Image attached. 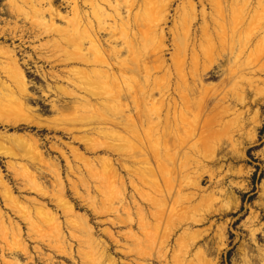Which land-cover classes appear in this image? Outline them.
Instances as JSON below:
<instances>
[{"label":"bare ground","instance_id":"1","mask_svg":"<svg viewBox=\"0 0 264 264\" xmlns=\"http://www.w3.org/2000/svg\"><path fill=\"white\" fill-rule=\"evenodd\" d=\"M113 1L83 0V4L88 7L87 11L81 9L79 2H71V15L73 13V17L71 20L68 19L69 26L67 29L60 30L62 42L57 40L55 42H58V48H61L66 54V56H63L67 60L64 59L65 62H63L68 63L67 65L72 68H69L70 75L66 76V78L57 73L51 76L54 85L48 84V91L49 94L53 93L57 96L51 102V110L54 115L50 117L41 116L37 112V108L32 106L35 101L34 93L32 94L31 92L32 84H30L28 75L17 57L13 53L0 50V58H3V60L0 59V127L15 129L12 134L0 131V158L7 159L6 167L12 174V178L20 185V190L18 191L30 192L41 199L48 200V203H41L38 200L39 198L27 199L26 202H22L16 195L14 187L5 179V175L0 169V198L4 203L3 208L10 210L11 213L21 219L22 223L24 222L32 229L36 228L37 231L41 228L43 234L47 236L44 237L49 239L47 246L53 251L65 254L74 264L78 263V258L80 264H116L117 262L111 257L110 246L96 238V227L92 225L91 219L86 214L77 210V207L68 196V191H71L73 197L80 200L95 218L114 215L117 219L108 218V222L111 225L117 227L124 225L130 228L125 233V240L130 239L131 246H135V248H132L131 251H118L124 256L133 254L138 260L145 261V264H194L195 261L200 264H214L208 258L214 250L221 253L225 249L227 239L226 226L217 230L213 237L216 241L213 238H209L212 225H209L210 227L206 231L199 232L193 231V229L208 222L212 216H225L230 210L229 206L224 204L219 209H211L200 218H195L194 212L196 210H193L195 206H191L195 199V194H186L184 200L189 206L185 208L184 212H174V214L168 212L173 218L172 224L170 223L172 231H183L182 233L180 232L179 238L177 237L176 250L178 254L174 251V253H171L170 258V248L168 249L166 245H164L166 247H159L160 244L158 243L157 245L160 249L158 250L156 247L158 251L154 252L155 255L149 252L148 254V245L145 247V244L155 245L156 237L154 236V231L157 229L156 224L153 226L149 222V217L152 216L151 218L155 220L157 218L158 220L159 216L158 213L149 211L148 213L134 196H132V203L127 201L128 182L122 175V171H125L128 176L142 177V181L153 184L158 172L152 167L151 155L152 157H164L167 159L168 162L165 163L163 174L169 180L178 177L183 178V174L190 169L191 165L206 168L208 167V161L215 159V157H211V159L208 157L203 158L205 149H210L203 147L193 150L196 153L195 155L188 152L183 157L184 160L181 161V164H179L178 160V163L175 162L177 155L174 153H178L179 150L177 144L189 140V128L192 126H186V123L192 122V117L188 118L186 114L192 115L193 111L190 112V108L184 107L187 106L184 102H180L172 96L173 93L174 95H180L184 91L188 93L189 97L197 98L200 96L199 99L205 98L206 93L210 89V85H207L205 81L216 77V74H212L214 68H206L202 71L197 70L194 73L195 88L187 84L188 76L184 67L177 71L176 77L173 76L172 68L168 65L167 59H165V52L168 46L165 28L163 27L167 22L170 9L169 0H155L154 5L146 7L147 11L146 9L142 10L146 14L144 15L145 19L142 20L137 14H133L135 0H127L123 8L118 6L117 3L115 5ZM242 1L244 3L238 10L241 9L240 11L245 12L246 9H249L251 3L250 0ZM185 2L186 5L181 8V11L184 14L183 17L187 28L184 29V34L177 43L183 58L186 57L188 51H195L194 33H192L188 24L199 17L198 4L195 3V0H185ZM213 2L217 6H222L220 4L221 0H214ZM55 3V0H39L37 2L35 0H24L21 9L25 11L24 7L30 5L31 12L42 18L36 24H45V13L48 11L50 13V25L54 27L56 26V16L62 19L66 18L57 13L58 10L54 11ZM44 4L48 8L47 11ZM254 7L256 8V6ZM252 9L254 10V8ZM200 13V18L203 21L201 27L202 36L206 38L210 48L213 50L217 46L221 48V54L218 57L222 61L227 60L234 63L233 69L230 70L234 72L233 75H238L242 79L248 77V82L254 88H258L257 83L258 81L260 82V80L256 79L258 70L252 65L257 61L263 60L264 49L261 46L260 49H252L250 52L249 48L254 42H256V48H258L257 45H264V21L259 28L256 25L257 32H254L255 30H252L253 27L252 29L250 28L253 25L248 28L241 25L244 19L242 22L232 19L229 23L224 24L220 21H223V17L226 16L225 13L223 16L220 13V21L215 18L216 16L213 20V15L207 13L205 7H202ZM248 13L245 12V14ZM238 16H234V18L236 17L237 19ZM109 18L113 19L115 22L113 23L114 25L117 24V27L115 28L111 24L110 26L107 22L110 28L113 26L114 30L110 29L111 31L113 30V33L104 41L101 30L106 21L110 20ZM212 22L215 25L214 28L210 26ZM38 26V28H43L39 24ZM47 26L49 27V25H46V29L48 28ZM57 27L60 28V26ZM262 31L263 33H261ZM55 34H58L57 37L59 38L60 34ZM53 40H55L54 36ZM50 41L51 39L48 40V43H51ZM124 54L126 55L124 56ZM45 57L47 56L44 55ZM210 57L216 58L217 56L211 54ZM55 58L57 57L55 56ZM43 60H47V58ZM218 68H221L220 65ZM220 72H222L220 77L224 79L226 72L219 70ZM142 75L144 77L140 78ZM152 77L155 78L151 81ZM180 83L181 86H179ZM245 93L243 86H240L239 91L235 92L234 101L241 104V106L245 105L247 100ZM45 95L47 96V93ZM157 95L158 97H156ZM252 103L256 104L258 101H253ZM188 104H191V102L189 101ZM234 108L237 111L236 106ZM235 114L238 121L236 123L243 127L244 113H238L237 111ZM22 127L37 128L38 131L47 130L56 134L60 133L63 137L71 140L70 143H65L61 137L58 140L61 143L60 145L54 143L51 146L52 151L58 153L65 162V172L59 161L45 156L41 147L42 141L37 138L38 136L36 137L30 133L15 132L16 130H21ZM240 127L238 129H241ZM136 128H143V133L149 130L145 133L144 139L141 138L146 154L143 150L134 146L132 142ZM171 138L175 141L173 147L167 146ZM150 139L153 140V143ZM75 144L78 146H75ZM235 146L237 145H234V149ZM64 148L68 151H65ZM88 155L92 157H88ZM76 162L81 166H77ZM129 162L132 165L136 162L134 163L136 166L128 165ZM120 167H122V170ZM45 175L50 177V180H48L49 184L43 181ZM200 180H202V177H200ZM129 184L145 203L148 202L150 204L148 200L150 196L146 195L132 179ZM217 185L222 186L223 181H219ZM192 188L204 192L199 181L193 184ZM158 192L162 194L163 190ZM218 192L224 198L227 196L226 189H221ZM179 195H181V192ZM166 196H164L166 198L165 203L162 200L158 201V197L157 200L154 199L156 201L154 206L156 204L155 207H160L157 209H162L161 211L166 209L165 204L169 199L168 193ZM203 197L213 202L214 199L216 200L214 194L203 195L201 200ZM28 202L32 204V209L26 204ZM132 205L134 210H132ZM51 206L54 208L52 209ZM147 206L149 207V205ZM168 213L167 215H169ZM134 215H137L138 219H135ZM102 222L104 223V221ZM18 223L13 224L0 206V233L3 236L2 239H5L6 242L8 241V244L10 242L9 239H12L13 243L17 242L19 244L17 248L24 253V257L28 256L27 258L33 262L34 259L29 254L27 243L24 244L22 225L20 226ZM38 225L39 229L36 227ZM134 225H138L143 230L142 233L145 234L146 239L138 236V232L137 234L134 233L132 229ZM31 228L28 230L29 232ZM149 229L151 233L147 232ZM103 234L115 245L119 244L116 235L112 231L104 230ZM9 245L7 246L9 247ZM126 247L128 249V246ZM194 250L196 251L195 253ZM18 257L20 256L17 255L14 258L15 261L10 262V264H21ZM5 258L3 257V259ZM261 260H264V252ZM46 261L50 262V260ZM260 263L262 262L260 261ZM123 264L125 263L123 262ZM132 264L141 263L135 259Z\"/></svg>","mask_w":264,"mask_h":264},{"label":"rangeland","instance_id":"2","mask_svg":"<svg viewBox=\"0 0 264 264\" xmlns=\"http://www.w3.org/2000/svg\"><path fill=\"white\" fill-rule=\"evenodd\" d=\"M35 1L37 2L39 0H35ZM73 1L79 2L78 4L81 7V9L87 11L88 7L83 4V0H57V1L55 0L56 2L54 4L55 8L53 7L54 11L56 12L58 10L57 13L63 15V17L66 18L62 19L61 17L56 16L55 17L56 26L54 27L50 25V19H49L50 13L47 11L48 8L45 7L44 4L45 10L48 12L45 13L46 14L44 18L45 24H40V23L38 24L40 25V27L43 28L45 27V29H46V25L48 24L49 27L47 26L48 28L45 30L43 28H38L39 26L38 24H36V22H40L41 20L39 21V19L42 18L39 15L37 16L34 12H31V9L29 8L30 5L24 7L25 11L21 9L24 0H0V50L13 53L21 63L22 67L24 68V70L28 75V79L31 82L30 84H32L31 92L32 94L34 93L33 95L35 97V101L32 104V106L37 108V112H39V114L43 117H50L54 115V113L51 110V102L56 98L57 95H54L53 93L49 94L48 91V84L51 86L54 85V81L51 79V76L54 75V73H57L62 77L66 78V76L70 75L68 70L72 68L71 66L67 65L68 63H64L65 62L64 59L67 60L66 57L64 58L66 54L64 53V51H62L61 48H58L59 47V45L57 46L58 42L56 43L55 41L57 40L59 42H62L61 31L67 29V27L69 26L68 19L71 20L73 17L72 16L73 13L71 15L72 12L71 2ZM126 1L127 0H114L113 2L114 4L117 3L118 6L123 8L126 5L125 4ZM154 1L155 0H135V4H134L135 7L133 9V14L134 15L137 14V16L141 17V20L145 19L144 15L146 14L143 13L144 11L142 10L146 9V7L149 5L150 7L151 5H154L155 3ZM169 1H170V9L167 17V22L166 24L163 25V27L165 28L167 46H168L165 52V59H167L168 65L172 68L173 76L176 77L177 71H180V69L184 67L188 76L187 84L190 87L195 88L194 85L195 81L193 79L194 78L193 75L194 73H196L197 70L202 71L206 68L208 69L214 68L212 74L214 75L216 74V77L214 79L205 81L207 85H210V89L206 93L205 98L202 97L201 99H199L200 96H198L197 98L196 97L192 98L189 97L188 93L184 91L180 95H174V93L172 94V96L176 100L180 102H184L185 105L189 106V107L184 106L185 108H190V112L193 111L192 115H190L189 113L186 114L188 118L192 117L191 119L192 122H189L190 124L188 122L186 123V126L187 125L192 126L189 128L190 130L189 133L191 135L188 134L189 140L187 142L185 140L184 143L177 144L179 150L178 153H174L177 155V157L175 156L176 157L175 162L178 163L179 161V164H181V161L184 160L183 157L186 156L188 152L190 154L192 153L193 155H195L196 153H194L193 150H197L203 147L211 149V150L205 149V153H203L204 155L203 158L208 157L211 159V157L212 158L215 157V159L213 161L212 160L208 161L207 164L208 167L206 168L196 167L195 165H191L190 169L188 171H185V173L183 174V178L178 177L169 180V178H166L165 175L163 174V169H165V163L168 162L167 159L164 157L161 158L152 157L151 155V160L153 161L152 167L155 168L156 172H158L153 184L142 181L143 179L142 177L128 176L125 171H122V175L124 176V178L127 179L128 182L127 201L128 202L130 201L129 203H132L133 201L132 196H134L138 201V203L141 204L143 207H145L147 212L149 211L151 213H158L159 216L158 220L157 218L156 220L154 218H151L152 216L149 217V222L153 226H155L156 224L157 229L154 231V236L156 237L155 240L156 242L154 245L155 247L149 243L145 244V247L148 245L147 253L149 252L150 254L155 255V253L160 249L158 248L157 245L158 243L160 244L159 247L167 246L168 249L170 248L169 249L170 258H171V253H174V251H176V253L178 254V251L176 250V244H178L177 240L183 231L181 230L178 231L175 230V232L172 231V226L170 225L173 222V218L171 214H174V212L176 213L177 212L181 213V211L184 212L185 208L189 206L184 200L185 195L195 194L194 195L195 199L191 204L192 207L195 206V208H193L194 211L196 210L194 212L195 218H200L202 215H205L211 209L212 210L219 209L224 204L230 207V210L227 213L228 215L225 214V216L224 215L212 216L210 217L211 219L209 218L208 222L198 225L193 229V231H199V232L206 231L209 229L208 227L212 225L211 235L209 237L211 239L214 237V235L216 234L217 230L220 227L226 226L227 239H226L225 249L221 253H218L216 250H214L208 259H210L211 262L214 264H264V260H261V257L263 256V252H264V99H263L264 98V58L263 60L257 61L255 64L252 65L256 70H258L256 79L260 80L261 82L260 84V82L258 81L257 84L259 87L254 88V86H252L250 82H248L247 80L248 77H244V79H242L238 75H233L234 72L230 71L233 69L232 68V66L234 65L233 62H228L227 60L222 61V59L218 57L221 54V48H219L218 46L214 50L210 48L209 44L206 41V38L202 36L201 27L203 21L200 18L201 9L202 7H205L207 13L213 15V20L214 17L216 16L215 18H217L218 21H220L219 18L220 13H222V16L225 13L226 16L223 17V21H220L221 23L227 24L230 21H232V19L234 21L238 20L239 22H242V20L244 19L241 25H244V27L247 28L250 25H253L250 26V28L252 29L253 27L252 30H255L254 32H257L256 31L257 28H259L260 24L264 21V4L262 5V3H264V0H250L251 3L250 7L245 11L246 13L249 12L248 14H245V12L240 11L241 9L238 10L239 8L242 7L244 3L242 0H238V2H236L237 0H227V1L221 0L220 4L222 6L215 5V3L213 2L214 0H209V1L195 0V3L198 4L199 17L192 23L188 24V26L190 25L192 33H194L193 38L195 39L194 40L195 51L194 52H192L191 50L188 51L185 58H183L182 55L180 54V47L178 46L177 43L178 41L181 40L184 34L183 33L184 29L187 28V25L183 17L184 14H182L181 11V8L184 5H186V2L185 0H169ZM201 2H202V6H201ZM254 6H256V8ZM252 8H254L256 12ZM253 11L254 13H252ZM109 12L111 15H113L111 11ZM232 14L234 16H238L240 14L239 15L240 17L238 16L239 18L237 17L236 19V17L234 18ZM243 14L244 16H242ZM262 15L263 17L261 18ZM107 22L109 25L110 24L114 25L115 23L113 19L107 20L106 24ZM106 24L102 26V30H101V35L104 41L105 39L107 40L109 36L112 35L114 30L113 26L110 28L109 25L107 24L106 26ZM57 26H60V28ZM114 26L116 28L117 24H115ZM210 26L214 28L215 25L212 22L210 23ZM110 29L113 30L111 31ZM44 30L45 32H43ZM47 32H49L50 34ZM54 32L60 34L59 35L60 39L57 37L58 34H55ZM261 33H263V31ZM53 36L55 40H53ZM49 39H51L50 41L51 43H48ZM255 44L256 42H254L253 45L249 48L250 52L252 51V49L254 50L260 49L261 46L262 49H264V45H257L258 48H256ZM249 51L248 53H250ZM211 54L213 55L215 54L217 57L211 58L210 57ZM44 55L47 56L45 58H47L48 61L43 60L45 59ZM54 55L57 58H55ZM125 55L126 54H124V56ZM0 59L3 60V58ZM196 59L198 60L196 61ZM219 65L221 68H218ZM219 70H223L226 72L224 79L223 77H220V74L222 72L219 73ZM143 77H144L143 75L140 76V78ZM154 78L155 77H152L151 81ZM179 86H181V83ZM240 86H243V90L244 92H246L244 95L247 98L246 104L243 106H241V104H238L236 103V101H234L235 100L234 98L236 96L235 92L237 93L239 91ZM46 93L47 96L45 95ZM259 96L261 97L259 98ZM156 97H158V95ZM261 98L262 100H260ZM193 99L195 100L194 102ZM189 101L191 102V104H188ZM251 101L252 102L258 101V103L255 104L252 103ZM234 106H236V110L238 111V113H244L243 127H240L238 123H236L238 121L236 119L237 117H235L237 116L235 112L237 111L234 110L235 109ZM239 127L241 129H238ZM14 130L15 129L12 130V128L7 129L5 127L4 128L0 127V131H6L9 134L14 133ZM143 130H144L143 128L142 129L136 128V131H134L133 134L134 138H132V142L134 146L140 148L146 154V149L144 148L143 141L141 138H143L145 133H147L149 130L145 131L144 133ZM15 132L30 133L32 135H35L36 137L38 136L37 138L40 141H42L41 147L45 153V156L46 157L48 156V158L52 160L54 159L59 161L62 168L64 169V172L66 171L65 162L62 160V158L59 156L58 153L52 151L51 146L54 143L60 145L61 143L58 140L61 137L65 143H70L71 142L70 139H68L67 137H63V135L60 133L56 134L54 132H49L47 130L38 131L37 128L22 127L21 130L18 131L16 130ZM150 140L153 143V140L152 139ZM173 144H175V141L174 139L172 140L171 138L167 146L173 147ZM234 145H237L235 146V149H234ZM75 146L78 145L75 144ZM64 150L66 151L67 149L64 148ZM88 157H92V156L88 155ZM134 163L132 165V163L129 162L128 165H132V167H135L136 165ZM75 164L77 166H81L77 162ZM6 165H7V159L0 158V169L4 173L5 179L14 187V191L16 195L20 198V200L22 202H26L27 199H38L39 197L36 194L30 192L26 193L25 191H22L23 192L22 193L21 191H18L20 190L19 187L20 185L12 178V174L8 171ZM120 169L122 170V167H120ZM200 177H202V180H200ZM129 179L130 180L132 179L134 183L137 184L146 195L150 196L148 200L150 201L149 203L152 204L151 206L150 204H148V202L145 203V201L142 200V198L137 193H135L136 191L129 184L130 181ZM48 180H50V177L45 175L43 181L48 182L49 184ZM197 181L201 182V189H204V192L192 188V185L196 184ZM219 181H223L222 186L217 185ZM90 182L92 183V181ZM92 184L94 185V183ZM221 189L223 190L226 189L227 191V196L225 198L220 196L221 194H219L220 192H218ZM162 190L163 193L160 194L158 191H162ZM166 192L168 193L169 199L165 204L166 209L161 211L162 209L161 210L157 209L160 207L158 206L155 207L156 204L154 206V203H156L155 200H157V197H158V201L161 200L163 202L166 201V198H164V196H166L167 194ZM180 192L181 195H179ZM208 194L209 195L214 194L216 200L214 199L213 202L210 199L207 198L204 199V197L201 200V196L203 195L208 196ZM68 196L72 201V203L77 207V210L80 213L86 214L87 217L91 219L93 223L92 225L96 227V231H97L96 238L99 241H102L106 245L108 244L110 246V254L111 257H113L116 260L117 262L116 264H123V262L125 264H130V263L132 264L133 260L135 259L141 264L146 263L145 261L138 260L137 257L134 256L133 254L124 256V254L118 252L120 250L131 251L132 248L133 249L135 248V246L133 247L131 246L132 243L130 239L125 240L126 238L125 233L130 229L129 227H126L124 225L118 227L111 225L110 222H108V218L117 219L114 215L110 217L95 218L93 214L90 212V210L87 207L83 206L80 200L73 197V193L71 191H68ZM38 200L41 203H48V200H44L41 198H39ZM2 203L3 202L0 198V206L3 209V212L5 211L7 217L9 216L11 222L13 224H17L19 222L18 225L20 226L22 225L21 228L23 230L24 244L27 243L26 244V246L28 247L27 249L29 250V254L33 257L34 261L32 262L29 258H27L28 256L24 257L25 256L24 253H22L21 250L17 248L19 244H17V242H14L17 245L16 246L12 242L13 240L9 239L10 241L9 244L13 248L14 246H16L14 250L8 244V241L6 242L5 239H2L3 236L0 233V237H1L0 264H10V262H14L15 261L14 258L17 255L20 256L18 257V260L20 261L21 264H25V263L30 264L31 262H32L31 264H33L34 262L35 264H48V263L74 264L68 259V256H66L65 254L63 255L55 250L53 251V249H50L47 246V243H49V239L46 238L47 236L43 234L39 225L36 226L37 229L40 228L39 230L36 231V228L32 229L24 222L22 223V221H20L21 219L17 217L14 213H11L10 210L3 208L4 203L3 204ZM26 204L31 209L33 208L30 202ZM147 205H149V207ZM51 208L53 209L54 207L51 206ZM167 208L169 209V211ZM132 210H134L133 205H132ZM168 212H170L171 214ZM167 213L170 216L167 215ZM175 215L178 216L177 214ZM134 218L138 219L137 215L136 216L134 215ZM102 221H104V223ZM30 228L31 231L29 232L28 230H30ZM132 229L134 233L137 234L138 232L137 234L138 236H141L146 239L145 234L142 233L143 230L138 225H134ZM150 229L147 231L148 233L149 232L151 233ZM104 230L112 231L114 235H116V239L119 241V244L115 245L114 242H112L106 235H104L103 234ZM37 239L39 240L35 241ZM213 239L215 240V238ZM7 245H9L10 249ZM126 246H128V249ZM37 247H39L40 249ZM129 247L131 248L129 249ZM156 247L158 248V250ZM195 250L194 253L196 252ZM47 254L52 255L53 257L48 256ZM3 257L6 258L3 259ZM7 259L9 262L6 261ZM46 260H50V262ZM260 261L262 263H260ZM77 262H78L77 264H80L79 258L77 259ZM194 264H200V263L195 261Z\"/></svg>","mask_w":264,"mask_h":264}]
</instances>
